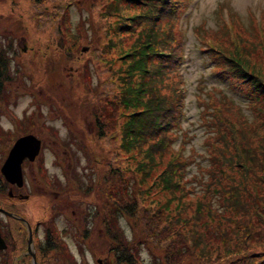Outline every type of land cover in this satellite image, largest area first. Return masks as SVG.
<instances>
[{"label": "rangeland", "instance_id": "obj_1", "mask_svg": "<svg viewBox=\"0 0 264 264\" xmlns=\"http://www.w3.org/2000/svg\"><path fill=\"white\" fill-rule=\"evenodd\" d=\"M34 1L38 2L0 0V49L8 59L9 74L0 87L2 165L21 134L32 132L43 143L36 162L22 164L24 184L14 189L19 195L8 194L9 184L1 195L7 197L9 209L27 218L33 227L35 245L26 244L30 242L26 224L20 236V224L12 222L13 244L9 242V252L0 250V264H99L98 260L101 264H116L118 246L124 244L110 239V233H104L106 226L117 227L116 232L133 251L138 264H151L153 259L162 262L161 251L144 238L137 217L115 214L112 207H106L113 201L111 182L105 179V173L111 165L117 166L112 160L114 155L119 166L128 159L125 153L119 154L117 122L123 118L117 99L120 81L115 73L119 61L115 53L97 54L92 49L101 48L103 31L99 23L104 21L101 12L107 0H60L66 7L63 17L61 11L59 16L47 15V20L52 21L41 27L34 24L37 14L30 13L29 5ZM181 1L178 16L182 57L178 71L184 96L178 115L181 128L176 130L173 148L189 160L184 186L190 190L187 199L192 201L203 197L212 165L207 149L210 128L201 121L206 119L207 110L214 109L204 102L215 98L225 103L230 98L242 120L254 122L258 117L249 107L247 96L233 91L226 68L211 67L213 61L196 46L197 35L207 42L216 39L218 10L223 5L242 17L251 11L260 19L264 0ZM223 11L227 19L226 7ZM65 32L76 35L69 38ZM98 113L102 126L96 120ZM129 163L135 177H129L131 196L135 191L134 199L140 208L160 207L164 198L156 188L137 194L136 178L140 174L134 171V160ZM155 175L146 183H151ZM122 192L125 190L118 183V194ZM30 204L35 210L30 209ZM213 207L220 209L217 197ZM134 213L140 218L138 208ZM30 253L35 254V259Z\"/></svg>", "mask_w": 264, "mask_h": 264}, {"label": "trees", "instance_id": "obj_2", "mask_svg": "<svg viewBox=\"0 0 264 264\" xmlns=\"http://www.w3.org/2000/svg\"><path fill=\"white\" fill-rule=\"evenodd\" d=\"M182 3L107 0L101 12V48L92 49L97 54L115 53L119 61L115 69L120 81L117 99L123 109V118L117 122L119 154L123 152L128 158L119 166L114 155L117 166L111 165L105 173V179L111 182L108 185L113 201L106 207H112L115 214L138 218L144 238L162 253V262L153 259L151 264H264V14L259 19L250 11L242 17L223 5L216 15V39L207 42L197 35L196 46L213 61L211 67L226 68L233 91L247 96L249 107L258 117L254 122L242 120L230 98L225 103L215 98L204 102L214 109L207 110L206 119L201 121L211 129L207 149L213 166L209 165L210 180L203 197L191 201L187 199L190 190L184 186L189 160L173 148L176 130L181 128L178 115L184 96L178 71L182 57L178 14ZM224 7L227 19L223 17ZM29 8L30 13L37 14L34 24L41 27L52 21L47 15L59 16L61 11L63 17L66 7L60 0H38ZM73 34L65 32L69 38ZM7 63L2 52L0 87L9 77ZM227 77L222 74L228 81ZM96 107L100 109L99 103ZM98 114L96 120L102 126ZM130 159L134 160L135 173L140 174L136 178L137 194L156 188L164 198L160 207L140 208L135 191L131 196L129 177H134V172ZM118 183L125 192L118 194ZM215 197L220 209L213 207ZM192 205V212H188ZM137 208L140 218L134 213ZM116 231L117 227L104 229L110 239L124 244L118 246L116 264H138Z\"/></svg>", "mask_w": 264, "mask_h": 264}, {"label": "flooded vegetation", "instance_id": "obj_3", "mask_svg": "<svg viewBox=\"0 0 264 264\" xmlns=\"http://www.w3.org/2000/svg\"><path fill=\"white\" fill-rule=\"evenodd\" d=\"M0 55L2 58V48L0 49ZM31 133L32 132H28V133L25 132V133L21 134V136L26 135V134H31ZM33 135H34V133H33ZM42 146H43V143H42V139L40 138V150H39L38 154L32 160H30L28 157H24L22 160V163H21V170L23 168L22 167L23 162H24V164H25V162H29V163H33L34 161L36 162L37 157L39 156V154L43 150ZM22 177H23V170H22ZM8 184H9V190L7 191V192H9L8 194L12 197L19 195L17 193H14L15 192L14 189L19 187V186H17L16 184L9 183L2 173V123H1L0 124V235L6 244V248L2 249V251H8L9 252L10 246H11V244H13L12 243L13 237L15 235L10 229L13 226L12 222H15L16 224H20V226L17 228V232H18V234H20V236H22V233H24V231L22 229V225L24 226L26 224L27 230H28L27 232L29 233L28 238L31 237L30 242L25 241V243L27 242L26 243L27 246L31 242L34 244V242H33L34 231H33V227L30 225V223H28L27 218L23 217L21 214H19L17 212H14L13 210L9 209L10 207L8 208L7 205L5 204V202H6L5 200L7 197L5 198V196H1V195L4 194L3 192L5 191L6 185H8ZM23 184H24V178H23ZM23 184L21 186H23ZM5 193H6V191H5ZM24 198L27 199V197H24ZM37 223L39 224V221ZM35 227H34V229H35ZM24 228H25V226H24ZM25 230H26V228H25ZM28 238H27V240H29ZM14 244H16V243H14Z\"/></svg>", "mask_w": 264, "mask_h": 264}, {"label": "water", "instance_id": "obj_4", "mask_svg": "<svg viewBox=\"0 0 264 264\" xmlns=\"http://www.w3.org/2000/svg\"><path fill=\"white\" fill-rule=\"evenodd\" d=\"M40 150V139L33 134H26L20 136L13 143L6 160L2 165V173L6 180L11 184L21 186L23 184L21 163L24 157H28L30 160L38 154ZM31 237H29L30 241ZM6 248V244L0 235V250ZM33 259H35L34 253H31ZM101 264V261L98 260Z\"/></svg>", "mask_w": 264, "mask_h": 264}, {"label": "bare ground", "instance_id": "obj_5", "mask_svg": "<svg viewBox=\"0 0 264 264\" xmlns=\"http://www.w3.org/2000/svg\"><path fill=\"white\" fill-rule=\"evenodd\" d=\"M30 209H31V210H35V209H34V207H33V206H31V204H30Z\"/></svg>", "mask_w": 264, "mask_h": 264}]
</instances>
